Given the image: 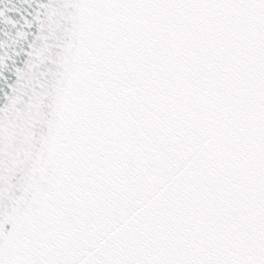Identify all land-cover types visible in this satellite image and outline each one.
I'll return each mask as SVG.
<instances>
[{
	"label": "snow or ice",
	"instance_id": "1",
	"mask_svg": "<svg viewBox=\"0 0 264 264\" xmlns=\"http://www.w3.org/2000/svg\"><path fill=\"white\" fill-rule=\"evenodd\" d=\"M0 264H264V0H0Z\"/></svg>",
	"mask_w": 264,
	"mask_h": 264
}]
</instances>
